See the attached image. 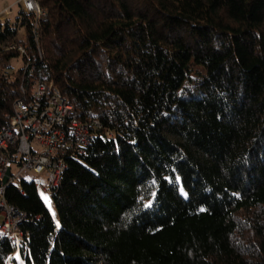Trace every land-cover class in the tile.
Here are the masks:
<instances>
[{"label":"trees","instance_id":"1","mask_svg":"<svg viewBox=\"0 0 264 264\" xmlns=\"http://www.w3.org/2000/svg\"><path fill=\"white\" fill-rule=\"evenodd\" d=\"M37 3L0 21V130L44 81L109 136L64 157L57 220L6 189L0 264H264V0Z\"/></svg>","mask_w":264,"mask_h":264},{"label":"built area","instance_id":"2","mask_svg":"<svg viewBox=\"0 0 264 264\" xmlns=\"http://www.w3.org/2000/svg\"><path fill=\"white\" fill-rule=\"evenodd\" d=\"M18 5L42 13L37 0H18ZM8 121L0 130V234L18 248L24 243L19 229L24 214L6 202V189L23 180L35 184V176H44L42 189L52 195L67 167L64 157L83 152L93 135L109 133L98 120L81 122L58 88L44 81L14 102Z\"/></svg>","mask_w":264,"mask_h":264},{"label":"rangeland","instance_id":"3","mask_svg":"<svg viewBox=\"0 0 264 264\" xmlns=\"http://www.w3.org/2000/svg\"><path fill=\"white\" fill-rule=\"evenodd\" d=\"M16 0H0V20H8L9 22H13L15 20L16 14L19 10L18 2L14 3ZM21 65L19 61H14L13 66L15 68H18ZM32 175L28 176V179H30ZM45 182L44 176H35V184H37V191L45 203L47 209L50 211L52 216L57 220V214L56 210L52 201L51 195L47 194L43 191L42 185ZM45 197L47 199H45ZM50 202V203H49ZM12 257L16 259L17 262H21V257L19 255V249H15Z\"/></svg>","mask_w":264,"mask_h":264},{"label":"crops","instance_id":"4","mask_svg":"<svg viewBox=\"0 0 264 264\" xmlns=\"http://www.w3.org/2000/svg\"><path fill=\"white\" fill-rule=\"evenodd\" d=\"M18 2V0L14 1V3ZM0 21H3V20H0Z\"/></svg>","mask_w":264,"mask_h":264},{"label":"snow or ice","instance_id":"5","mask_svg":"<svg viewBox=\"0 0 264 264\" xmlns=\"http://www.w3.org/2000/svg\"><path fill=\"white\" fill-rule=\"evenodd\" d=\"M45 199H47L46 197H45ZM50 203V202H49ZM147 206H150V205H147Z\"/></svg>","mask_w":264,"mask_h":264},{"label":"water","instance_id":"6","mask_svg":"<svg viewBox=\"0 0 264 264\" xmlns=\"http://www.w3.org/2000/svg\"><path fill=\"white\" fill-rule=\"evenodd\" d=\"M6 180V179H5Z\"/></svg>","mask_w":264,"mask_h":264}]
</instances>
